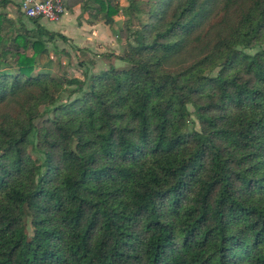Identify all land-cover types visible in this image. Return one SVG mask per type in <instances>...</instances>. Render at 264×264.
<instances>
[{
  "label": "trees",
  "instance_id": "trees-1",
  "mask_svg": "<svg viewBox=\"0 0 264 264\" xmlns=\"http://www.w3.org/2000/svg\"><path fill=\"white\" fill-rule=\"evenodd\" d=\"M13 2L0 1V264H264V0H131L133 40L102 54L129 67L84 80L38 71L70 39L20 7L11 18ZM77 5L110 26L120 12Z\"/></svg>",
  "mask_w": 264,
  "mask_h": 264
},
{
  "label": "rangeland",
  "instance_id": "rangeland-1",
  "mask_svg": "<svg viewBox=\"0 0 264 264\" xmlns=\"http://www.w3.org/2000/svg\"><path fill=\"white\" fill-rule=\"evenodd\" d=\"M117 1L120 6V12L114 18L113 26L106 24L105 20L101 18V15L95 18L92 11L89 8L84 9L83 5H80L82 6V10L80 9L76 12L73 10L70 11L71 9H68L66 6V10L71 12V16L70 14H67V17L65 16L66 20L64 24L69 28L68 35L73 36V38H69L70 40L68 42L59 39L54 44H50L49 53L41 58L38 71L44 65H48L47 69L54 75L63 78H78L84 80L85 74L100 73L107 70L110 65H115L118 68H128V64L114 58L109 60L102 55L104 53L121 55L127 42L133 40L132 31L137 29L136 19L132 17V22H127V9L131 0ZM8 14L11 18H16L19 15V4L17 1H14L9 7ZM140 16L144 17L142 14ZM217 17L212 21L213 25L218 21ZM27 23L29 24V22ZM126 23L129 26V31H122L123 33H121V29H125ZM42 24L51 31H62V22L50 23L42 20ZM82 27H84V30ZM75 47H80L84 52H76ZM262 48H264V45ZM259 49L260 47H257L248 52L255 53ZM195 53V50L190 49L179 59L180 62H183L185 65L189 64L193 61ZM81 61L82 64L80 63ZM72 90L74 88H68V91L64 94V100L69 97ZM193 119L196 120V117L193 116ZM194 126L191 125L190 128ZM196 128L198 127L196 126Z\"/></svg>",
  "mask_w": 264,
  "mask_h": 264
},
{
  "label": "built area",
  "instance_id": "built-area-1",
  "mask_svg": "<svg viewBox=\"0 0 264 264\" xmlns=\"http://www.w3.org/2000/svg\"><path fill=\"white\" fill-rule=\"evenodd\" d=\"M1 1V0H0ZM15 1V0H14ZM21 11L28 18L50 23L61 21L66 12L65 0H17Z\"/></svg>",
  "mask_w": 264,
  "mask_h": 264
},
{
  "label": "crops",
  "instance_id": "crops-1",
  "mask_svg": "<svg viewBox=\"0 0 264 264\" xmlns=\"http://www.w3.org/2000/svg\"><path fill=\"white\" fill-rule=\"evenodd\" d=\"M15 1H17V0H15ZM18 2V1H17ZM93 3L92 4H90L89 6L92 8L93 7ZM82 8V6H80V5H77V6H75L73 9H71L70 11H74V12H76L77 10H80ZM82 10V9H81ZM84 10V9H83ZM7 12H8V10H7ZM82 13H83V11H82ZM67 14H70V16H71V12H68L67 10H66V12H65V14L63 15V17H62V19H61V21L60 22H62L63 23V26H62V31L61 32H58V33H61V34H63V35H65V36H67L68 38H73V36H70V35H68V33H69V28H67V26H66V24H64L65 23V16L67 15ZM67 17V16H66ZM104 17H105V14L104 13H102L101 14V18L102 19H104ZM70 20H71V17H70ZM83 28V30H84V27H82ZM93 28V27H92ZM68 29V30H67ZM56 32V31H55ZM80 48V47H79Z\"/></svg>",
  "mask_w": 264,
  "mask_h": 264
}]
</instances>
